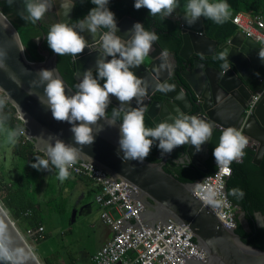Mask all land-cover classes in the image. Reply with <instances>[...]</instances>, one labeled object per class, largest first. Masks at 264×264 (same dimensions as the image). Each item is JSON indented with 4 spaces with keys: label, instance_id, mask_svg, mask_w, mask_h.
<instances>
[{
    "label": "water",
    "instance_id": "95a60500",
    "mask_svg": "<svg viewBox=\"0 0 264 264\" xmlns=\"http://www.w3.org/2000/svg\"><path fill=\"white\" fill-rule=\"evenodd\" d=\"M75 1H68L63 15L59 18L60 22L69 21ZM184 16L185 12L180 18L182 45L178 56L186 66L182 70H177L174 54L165 53L155 41L153 50L165 54L166 58L163 56L161 59L168 64V75L166 78L158 77L154 83L151 82V73L160 59L154 58V54L150 53L145 58L146 65L142 63L130 70L141 79L143 89L152 88L153 84L155 87L149 93L134 98L124 107L144 108V113L152 119L155 126L164 120L172 122V118L183 112L187 115H196L210 123L212 133L217 128L241 127L242 133L254 141L253 162L260 163L264 153V93L247 116L245 109L253 93L246 85V81L263 63L258 57V52L264 47L237 30L225 42L218 44L222 51L229 52L230 69L224 74L221 68L208 66L200 59L212 54L217 46L216 41L204 34L201 18L189 26L184 21ZM136 22L141 23L128 15L122 16L117 21L119 29L117 35L128 39L125 33ZM100 31L103 32L102 29ZM81 34L87 39V47L77 57L71 56L75 67L73 77L78 83L86 69L95 70V61L100 55L99 36L102 35L98 33L97 37L93 38L86 31ZM0 50L5 52V56L0 58L3 61V66L0 67V91L4 93V97H8V101L23 117L19 118L28 129L27 139L34 140L35 148L46 157L49 134L57 135L66 143L74 144L71 126L67 122L53 119L51 111L39 99L44 95L43 87H34L32 83L38 80L40 69H55L54 74L63 81L66 94L69 96L74 94L75 90L67 84L56 68L57 55L39 50L43 55L42 61L28 60L17 31L1 11ZM191 57L195 58L190 61ZM110 99L111 104L120 106L115 97ZM98 124L103 130L95 134L93 144L82 148L78 159L92 160L105 168L114 179H124L137 187L144 205L142 212L144 224L153 225L171 217L177 223L187 226L194 240L206 251V264H264V250L244 243L233 229L227 228L195 197L192 190L195 182L182 183L163 170V164L169 154L162 155L157 148L156 162L125 161L118 144L120 122L117 121L113 127L101 119ZM208 142L201 146L202 150L198 153H195L194 146L187 144L174 150H180L181 162L190 163L200 172L207 174L210 170L206 164L210 155ZM255 216L257 226L264 225V215L257 212ZM239 219L246 225L243 212L240 213ZM0 223L6 226L13 248L23 249L22 264H41L1 206ZM15 262V256L12 260H0V264Z\"/></svg>",
    "mask_w": 264,
    "mask_h": 264
},
{
    "label": "clouds",
    "instance_id": "9594fccd",
    "mask_svg": "<svg viewBox=\"0 0 264 264\" xmlns=\"http://www.w3.org/2000/svg\"><path fill=\"white\" fill-rule=\"evenodd\" d=\"M7 2L11 6L15 0ZM90 3L94 7L83 19L75 25L66 22L52 24L45 39L54 54L77 57L87 47V39L81 33L86 31L93 38L102 33L99 36L100 55L95 61L96 75L93 76L91 68L86 69L76 85L77 90L71 96L66 94L63 81L54 74L55 69H40L38 80L32 82L34 87H43L44 95L39 99L51 111L53 119L67 122L71 126L74 144L49 134L47 157L35 156L31 167L37 171L58 170V179L61 182L66 180L71 175L69 169L76 164L82 148L93 144L95 134L103 130L98 124L101 119L113 127L118 119L121 120L118 144L125 161L135 160L142 163L150 155L154 141L158 142L156 147L162 155L170 154L175 148L186 144L194 146L195 153L200 152L201 146L208 142L212 135V125L204 119L179 112L172 118V122L164 120L155 127L148 128L144 123V108L124 107L134 98L144 95L141 79L130 69L139 67L153 51V43L159 39L157 34L136 22L125 33L128 39H123L117 35V20L108 7L109 0H90ZM23 5V10L18 13L20 18L25 22L36 23L50 9L51 0H23ZM178 6L177 0H134L135 9L145 8L151 16L160 15L162 18L171 17ZM184 10V21L189 26L194 25L201 17L223 24L231 16L230 6L224 0H188ZM101 29L106 31L101 32ZM4 56L5 52L0 50V58ZM228 56V51H221L214 56V59L224 62L221 64L224 74L230 69ZM258 57L264 61V48H260ZM2 66L3 61L0 59V67ZM110 97H115L120 102L119 107L112 109L111 118L107 116V109L111 104ZM7 102L8 97L0 98V125L8 118L7 115H2ZM221 129L219 143L212 152L213 162L216 161V166L222 174L231 175L230 165L233 161L242 162L249 137L244 136L239 128ZM21 135H24V129L18 127L10 131L7 138L9 142L15 143ZM197 187L199 188V185ZM200 192L204 202L213 208L220 207L224 202L223 192L212 188L200 189ZM228 195L242 199L245 193L240 188H232ZM13 256L16 257L15 264H22L23 249L13 248L6 226L0 223V260H12Z\"/></svg>",
    "mask_w": 264,
    "mask_h": 264
},
{
    "label": "trees",
    "instance_id": "16d2710c",
    "mask_svg": "<svg viewBox=\"0 0 264 264\" xmlns=\"http://www.w3.org/2000/svg\"><path fill=\"white\" fill-rule=\"evenodd\" d=\"M188 0H177L178 7L175 9L171 17L162 18L160 15L151 16L147 9L141 8L139 10L134 7V0H109V9L115 14V18L118 21L122 16L128 15L141 21L145 29L148 31H154L159 39L157 44L165 53L174 54L177 61V70H182L186 66V63L178 56V51L182 45L180 18L184 14L185 5ZM210 2H219V0H210ZM230 6L231 16L223 24H217L211 19L201 17V21L204 27V34L217 42V46L214 48L212 54L203 56L200 59L203 60L206 65L221 68L223 61L214 59V56L218 55L222 49L218 47V44L225 42L229 39L237 30V26L232 23V16L238 11H251L258 14L261 21L264 23V0H224ZM23 0H15V2L9 6L7 0H0V11L10 21L15 30L18 33L20 42L23 47L25 56L30 61H41L43 55L39 50L53 54L52 50L48 47L46 42V35L50 29L49 22H46L43 18L36 23L25 22L18 15L19 11L23 10ZM94 7L90 3V0H76L73 3L72 16L67 22L69 25H75L79 20L85 17L88 11ZM106 31V29H102ZM38 38V39H37ZM195 57H191L190 61ZM56 68L62 78L67 84L75 91L78 82L74 79V62L71 55L56 56ZM257 73L259 75H257ZM96 75L95 70L93 76ZM264 77L263 64L259 69L252 73L249 79L246 81V85L254 91L260 90L264 86V80H259ZM103 81H101V84ZM4 97V93L0 91V98ZM117 108L113 104H110L107 109V116L111 117L112 109ZM15 107L8 101L2 111V115H7V120L0 125V142L4 140V136H8V133L12 130L23 127V123L20 119L16 118ZM121 122L120 119L117 120ZM144 123L148 128L155 127L152 119L144 113ZM222 133V129L217 128L213 131L211 138L208 142L209 157L206 160V164L209 166L210 173L214 170L213 165V149L218 145L219 138ZM19 136L15 143H9L12 145V150L23 157L24 160L34 163L35 156H41L44 158V154L35 149L34 140L25 139ZM154 141L150 155L145 159L148 162H156L157 147ZM245 155L242 162H232V173L226 181V193L230 201L238 208L235 215L236 228L234 232L240 236L241 240L260 250H264V225L257 226V220L255 213L259 212L264 215V153L262 155L260 163L253 162L255 151L251 148L244 150ZM181 158L180 150H174L167 156V161L163 164V170L182 183H196L205 175L200 172L196 167L187 162L177 161ZM43 171H37L35 169L33 175L37 179L41 176ZM232 188H240L244 191L245 195L242 199H237L232 195H228L229 190ZM0 206L8 215L11 221L14 222L15 227L19 231H24L29 227H36L42 224L37 216L36 203L32 199L31 191L28 190L25 180L23 178H16L14 181L5 180L2 173H0ZM26 210H30L31 213L27 216L24 215ZM240 212H243V217L246 225L242 224L239 219ZM44 264H75L74 261L69 260L61 263L59 261V255L43 256Z\"/></svg>",
    "mask_w": 264,
    "mask_h": 264
},
{
    "label": "built area",
    "instance_id": "2783aa9c",
    "mask_svg": "<svg viewBox=\"0 0 264 264\" xmlns=\"http://www.w3.org/2000/svg\"><path fill=\"white\" fill-rule=\"evenodd\" d=\"M231 21L245 36L251 37L264 47V23L258 14L238 11L232 16ZM262 64L264 67V61ZM259 80H264V77ZM263 93L264 86L252 93V98L245 109L246 116L252 112ZM238 130L241 132V128ZM247 139L246 148H252L254 141ZM213 165L214 170L196 182L192 190L203 206L210 209L227 228L234 230L237 207L226 193V181L230 175L222 174L215 160ZM69 173L76 177H85L97 187L94 201L99 209V217L112 232L107 241L90 256L88 264L207 263L206 251L194 240L187 226L177 223L171 217L153 225L143 223L144 205L137 187L124 179H114L105 168L88 159H78L69 169ZM208 188L225 194L220 207L213 208L204 202L200 189ZM28 213L29 211L25 212ZM24 235L31 242L38 243L45 239L44 226L26 228Z\"/></svg>",
    "mask_w": 264,
    "mask_h": 264
},
{
    "label": "rangeland",
    "instance_id": "374dc122",
    "mask_svg": "<svg viewBox=\"0 0 264 264\" xmlns=\"http://www.w3.org/2000/svg\"><path fill=\"white\" fill-rule=\"evenodd\" d=\"M143 64L146 65L145 60ZM14 116L20 119L17 111ZM22 128L24 135L21 136L27 139L28 129L24 123ZM7 137L4 136V140L0 142V173L3 174L5 180H7L6 175L12 177L24 171L26 165V160L12 150ZM43 172L42 181L44 182L38 189L36 188V177L33 174L28 172L23 178L33 193L36 194L40 189H44L46 202H41L36 212L45 227L46 238L33 243L25 237L24 231L17 229L19 235L41 264H44L43 256L55 253L65 259L82 262L84 254L88 251L92 252L103 238L99 211L93 202L94 192L86 194L84 201L87 200L90 205L85 207V202L82 204L79 199L75 198L70 200L66 193H61L56 180L47 177L46 173L49 171L43 170ZM89 188L92 186L90 185ZM71 196L74 197V193Z\"/></svg>",
    "mask_w": 264,
    "mask_h": 264
},
{
    "label": "crops",
    "instance_id": "0c3cea01",
    "mask_svg": "<svg viewBox=\"0 0 264 264\" xmlns=\"http://www.w3.org/2000/svg\"><path fill=\"white\" fill-rule=\"evenodd\" d=\"M52 1H54V6H53V11L54 12H53V14H54V16H55L56 19H59L60 16L63 15L64 9L66 8L67 4L69 3L68 2L69 0H51V6H52ZM51 9L52 8L50 7V10ZM248 12H251V11H248ZM46 22H49L50 24H54V23H51L50 21H46ZM34 171H35V169L31 167V163L29 161H26V165H25V170L24 171L22 170L21 173L15 174L12 177H9V176L6 175V178H7V181H9V180L14 181L18 177L23 178L24 175L26 173H28V172H29V174L32 175L34 173ZM42 174H41V176H38L37 179H36V188L37 189L44 182V181H42ZM46 175H47L48 178H54L56 180V183L59 185V188L58 189L61 191V193H66L68 195V197H69L70 200L73 199V198L79 199L80 203L83 204L85 202L84 206L85 207H89L90 203H88L87 200L84 201V198H85V196H86L87 193L93 191L94 194H95L96 191H97V187L91 181H89L86 178H81V177H76V176H73V175H69L66 180H64L63 182H61L58 179V170H51V171H49V173H46ZM45 182H47L46 181V178H45ZM90 185L92 186V188H89ZM28 190L31 191L30 188H28ZM73 193L75 195L74 197L71 196V194H73ZM31 194H32V199L35 201V203L37 205L36 206V209H38L39 204L41 202H46V198H45V194H44V189H40L36 194L31 191ZM93 202L95 203L94 198H93ZM95 205H96V203H95ZM97 208H98V206H97ZM26 211H29V213L28 214H25ZM26 211L24 212V215H27L28 216L31 213V211L30 210H26ZM98 211H99V209H98ZM100 222H101L102 228H103V233H102L103 234V238H102V241L96 246V248L92 252H89L88 251V252H86L84 254V256H83L84 258H83V261L82 262H79V261L74 260V259H65V257H61V256H59V261L61 263H64V262H67L69 260H72V261H74L75 264H88L89 261H90V256L102 244H104L107 241V239L112 234V232L109 229V227L107 225H105L101 221V219H100ZM44 229H45V227H44ZM45 233H46V231H45ZM66 258H68V257H66Z\"/></svg>",
    "mask_w": 264,
    "mask_h": 264
},
{
    "label": "bare ground",
    "instance_id": "6f19581e",
    "mask_svg": "<svg viewBox=\"0 0 264 264\" xmlns=\"http://www.w3.org/2000/svg\"><path fill=\"white\" fill-rule=\"evenodd\" d=\"M154 54V58L160 59L159 64L153 69V72L151 73V82L154 83L155 80H157V78H166L168 75V64L165 63L161 58L165 56L164 53L162 52H156L155 50H153L151 52V54ZM156 54H160L158 57H156ZM155 87V84L152 85V88H146L144 89V94L147 92L149 93L151 90H153V88ZM18 115L21 117L20 113L18 112ZM23 119V117H21Z\"/></svg>",
    "mask_w": 264,
    "mask_h": 264
},
{
    "label": "flooded vegetation",
    "instance_id": "af4514ba",
    "mask_svg": "<svg viewBox=\"0 0 264 264\" xmlns=\"http://www.w3.org/2000/svg\"><path fill=\"white\" fill-rule=\"evenodd\" d=\"M53 6H54V1H52V6H51V10L49 9L46 13L45 16L43 17L44 20L46 21H50L51 23H57L59 22V19H56L54 14H53ZM160 54H156V57H158ZM180 161V158L177 160Z\"/></svg>",
    "mask_w": 264,
    "mask_h": 264
}]
</instances>
